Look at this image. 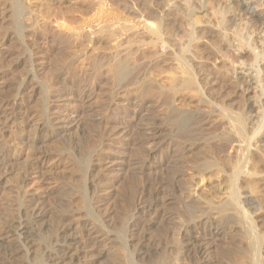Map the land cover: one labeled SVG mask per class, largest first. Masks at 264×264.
Wrapping results in <instances>:
<instances>
[{
	"label": "rangeland",
	"instance_id": "1",
	"mask_svg": "<svg viewBox=\"0 0 264 264\" xmlns=\"http://www.w3.org/2000/svg\"><path fill=\"white\" fill-rule=\"evenodd\" d=\"M14 1L16 0H0V102L7 105L3 106L4 109H8L10 105L12 107L8 110H3V107L0 109V111L2 110L0 112V150H2L0 152L8 156L7 159L0 162V170H2L0 172H3V179L0 178V233L9 226H16L17 221L20 219L27 218L28 216H25V212L28 206H32V202L33 205L39 204L38 206L45 211L47 210L46 212L48 213V216L43 219L45 224L48 225V230H42V233L38 231L39 234L41 233L39 247L36 249L34 258L27 255L25 256V264H44L47 255L46 251H49L50 248L54 249L61 241V237H65L66 232L68 234H75L78 238V243H75L76 248L79 244L86 241L85 239L91 231L94 232L91 233L92 236H95L97 233H110L113 236L103 242V245L106 246L101 258L96 259V255L92 251L80 255L81 260H78L76 264H160L158 263L159 257L157 256L161 254L165 256L163 257L166 260L161 264L165 262L166 264H245L249 259L248 255L245 253L244 255L242 252L237 253V247L240 248V244L244 242L241 241L243 240L241 238L242 233L239 232V230L241 229L240 231L246 233L247 231L245 232L244 230H247V222L242 220L240 215L237 217V213L239 214V212L236 210V213L234 211L235 209L233 208V210L231 208L232 205H229V201L225 200L227 196L224 195V191L229 190L227 187L228 180L226 183L224 179L225 177L228 178V174H231L229 171L231 169H228L226 166V162H228L227 159L230 158L229 161L231 162L229 164L230 166H234V163L236 164L241 161L239 158L243 156L241 153L244 151H239L241 156H238L240 154L238 148L237 150L235 149V145L237 144L236 141L239 140V136L236 137V135L233 134L234 136L230 138L231 134H228L229 137H227V129L225 127L229 125L226 124V121L224 122L225 119L222 120L219 118L220 114H218V116L216 115L218 112L217 109L213 112V106L217 100L219 103H216V105L222 104V107L226 104L227 106L231 105V107L228 106V109L227 106L222 108L223 110L221 111L223 113L220 111L222 115L232 116L235 113H239L242 108V103H244L241 101L242 96L234 98L238 89L236 85H234L236 83H232L234 81L233 77L231 78L229 74L227 76L225 70L224 72L226 74L223 72L222 74L221 71H223V69L215 70L210 64H205V68L207 67L209 69L206 68L208 73L210 72L212 74L214 72L212 76L218 75L217 77L219 79L216 78L218 82L220 81L219 84L216 85L218 87L215 86V89H212L213 92L207 94L212 102L207 100L210 103H214L212 106L208 102L210 107H213L211 112H208L209 114L203 109L206 104L207 106H209V104L202 95L201 101L199 98L194 97L192 101L194 104H189L190 107L189 105H184L181 101L179 103L178 101L180 98L177 100L179 96L175 98L174 95L169 96L167 94L168 97L166 95L165 97H161L163 100L158 97L159 99L157 98V101L155 99L156 96H152L153 92L155 90L157 91V89L151 86L154 84L151 80L149 84L151 87H154L155 90L151 88L152 95L143 100L142 97L140 98L141 95L137 97L131 95L129 91H127V88H122L123 90L120 89L121 91L112 88L109 79V84L106 83L107 78L103 72L99 71L96 73L93 70L85 69L93 60L97 58H99V60L101 58L104 59L107 55L105 50L104 52L101 50L104 49L102 45L95 44L91 42V39H87H93L94 35L96 36L98 34L97 32V34L95 33V29H97V24L99 22L95 23L97 21L93 20V17L95 15L97 19L100 16L98 10H100V7H102L106 0H19L17 2L19 4L21 3V7L27 8L26 10L22 8L24 11L20 13L24 20H22L23 18H21V16L16 15L15 18L19 16L17 21L18 19L20 21L12 22L16 20L13 18V9H15V7L11 9L10 12L12 13H10L9 10L16 3L12 4ZM113 1L115 0L111 1L114 11L119 8L117 12H122L121 9H125L127 6L122 12L125 14L126 11H130V13L133 11L135 12L136 6L139 7L140 4L142 6L143 2L144 5L142 9L144 7L145 10H147L146 6H149V3L154 0H134L133 3L135 4L129 3L132 0H129L128 3L126 0V2H124L125 6L122 4L125 0ZM116 6L118 8H115ZM142 9L137 12H144L143 14L146 15L147 11L145 13V10ZM96 12L99 13L97 14ZM26 16L29 17V19ZM130 16L138 17L139 14H132ZM7 17H10L11 20ZM25 17L27 18L26 20ZM12 18L15 20H12ZM30 18H33L32 21ZM34 21L35 23H33ZM15 23H17L18 26L15 25ZM87 23L91 25L89 26ZM7 24L11 25L9 26L10 28L6 26ZM12 24L17 27H13ZM21 24L23 26H21ZM92 25L94 29L91 27ZM59 26H64L67 30H69L68 27L70 29L71 27H79V30L86 28L85 30L87 31H82H84V35H87L85 36L87 37L85 40L87 39L88 42L91 43L85 44V42H87L86 40L84 42L86 47L82 49V46L73 47L72 40L71 38L69 39V37H71V32L69 31V33L65 29V33L62 29H59L61 28ZM80 27L82 29H80ZM20 28L21 30H19ZM181 28L183 29L184 26H181ZM13 29L15 32L12 31ZM88 30L94 34L93 37L89 34ZM13 32H17L16 34L21 32L22 35L19 34L18 36L13 34ZM63 39L64 41L61 43ZM66 41L69 42L67 43ZM67 44L71 46V48L68 47ZM134 51L137 52V49L135 48ZM152 53L145 54L146 56H151ZM139 59L137 62L138 64H148L146 60L142 62L143 59ZM82 60H86L89 64L84 61V64L80 63ZM78 64L80 65L78 66ZM211 67L212 69H210ZM81 71H83V73ZM89 71L93 73L91 74ZM218 71L221 75L218 74ZM101 73L102 75H100ZM88 74L89 76H87ZM94 77L96 79H94ZM146 77L149 81L148 76ZM222 77H226V81ZM227 80H231V82L229 81L228 83ZM225 82L226 84L224 85ZM219 86H221V88L222 86L226 87H223L224 90L222 91L221 88V90L218 89ZM219 91L221 93H219ZM216 92L217 94L219 93L218 96L214 94ZM169 94L172 95L171 93ZM209 95L216 97L213 99V97L211 98ZM255 96L254 92H249L247 98H249L251 102H254L253 99L255 100ZM169 97H171V99H169ZM218 97L224 99L220 101ZM174 98L176 100H174ZM195 99L199 101L200 104L197 103ZM202 100L205 102L204 106L202 105ZM165 101L168 105L163 103ZM240 101L242 102L240 103L241 107H238ZM160 102L163 105H161ZM234 102L237 105L234 104ZM181 103L184 105L182 106L183 109ZM220 105L219 107H221ZM155 106L157 108H155ZM185 106L187 110H184ZM196 107L198 109L199 107H203V111L198 110ZM226 109L228 112L225 111ZM173 110L177 111L175 114H178L179 117L181 116L180 121H183H181L183 127H180V124L179 126H174L175 128L178 127L181 132H179L180 130L178 128L175 129L173 127L176 132H174L173 129H169L166 120L163 119L165 115L166 117L171 116L174 112ZM230 110L234 113L230 114ZM170 111L171 113L169 114L168 112ZM178 111L180 112L178 113ZM200 111L202 114L204 113L203 116L198 114ZM165 112L167 114H165ZM181 112H183V114ZM27 113L30 114L28 115ZM205 113L207 114V118ZM210 113L212 115L215 113L217 116L215 117L220 120H217L213 116V118H211ZM35 114L38 118L35 116L34 119L33 116ZM186 114L194 115L193 117L195 120H193L196 122H194L192 118L185 119V117H187ZM156 118L158 120L160 118L161 122L160 120L158 122ZM197 118L200 119L198 120ZM148 119L150 120L148 121ZM213 119L214 122H212ZM187 123L188 125H186ZM196 123L198 124L195 127ZM222 123H225V127H223L224 124L222 125ZM155 124H159L162 128L158 129L155 139L153 138L149 141V131L156 126ZM44 126H47V128ZM66 127L69 128L63 130V128ZM193 127H195V129ZM221 128L226 133L222 131ZM49 129L58 131L60 133L59 136H53L52 130ZM188 130H191L190 133ZM180 133L184 135V139H182L183 136L180 135ZM51 135L53 137H51ZM44 136H46L45 139ZM192 138L196 139V141L198 140V142H194ZM189 141H191L190 144ZM184 142H188L186 144L189 145H185ZM191 143L195 147H193ZM180 144L182 146H180ZM185 146H187V148H189L188 146L193 148L190 150V153L185 151ZM175 148L178 149L175 150ZM194 148H196V150H194ZM188 155L191 157L193 156L192 158L194 160ZM180 157L182 159L184 157V160H181ZM195 157L197 159H195ZM174 159H178L176 163L180 161L181 163H178L181 164L182 167L178 163L176 164L175 161H173ZM83 160L85 162H83ZM129 160L131 161L129 162ZM208 161L215 165L217 169L218 167L219 170L223 169L224 172L220 170L221 174L220 172L217 174L216 170L213 172L211 170L209 171V169H207L208 167L204 165ZM80 162L83 163L81 164ZM134 162L138 163L137 165L139 166H143V168H141L142 170H140V176H126L128 174L127 172H129L126 166ZM174 163L177 166L179 165L183 170L177 169V171L181 170V174L183 175L176 179L177 182L174 181L177 175L174 169ZM171 166L174 167L170 168ZM232 166L229 168H232ZM192 168H194V170ZM111 170L114 172H118V170L122 172L124 170L126 173L123 172V175H125L117 178L112 176L114 173L112 174ZM173 170L175 173H172ZM205 171L208 173H205ZM192 172L194 176H199L200 173L204 176L200 174V178H195L196 176L192 178ZM223 174L225 175L224 179H222L224 183L221 182ZM226 174L228 176H226ZM209 175L210 177H208ZM171 176H173L174 179ZM206 176L207 179L205 180L204 178H206ZM123 177L129 178L126 180ZM154 180H161L162 182L164 180L166 183L164 182L165 185H163L162 189L164 188L163 190L168 193L173 192L174 197L170 202H164L163 199V202L154 206L150 211L146 208L149 212L138 219V214L136 212H141L143 209V205L139 204L140 199H142L146 193V185L155 182ZM199 180L203 181L200 182ZM201 190H203V192H201ZM110 194L113 195L111 196ZM210 194L214 200H212ZM214 195L216 196L214 197ZM209 196L211 197L210 200H212L210 202ZM224 196L225 198H223ZM263 197H258L257 199L254 197V200L252 199L255 203L253 207H248L247 210L249 213L255 211V207L261 204L260 201L263 200L261 205L264 204ZM226 203H228V205ZM225 204L229 206V209L226 208L227 206ZM251 208L254 210L251 211ZM161 215H170L171 218L170 220L166 218L163 219ZM205 215L208 217L206 220L207 223L204 225L199 223L198 226L195 227L196 230L194 234L197 230L196 235H199V233L205 234V232H211L213 230L212 226H217L219 233L212 231L213 233H210V236H205L206 239L203 241L186 240L188 238L187 230L192 229L191 226H188L192 223L194 224L199 217V219L206 217ZM261 215L259 220L263 224L264 216L262 213ZM237 219L240 220L241 223L239 222L238 224ZM242 223L245 224L240 225ZM139 225L146 227L143 234H141V236H143L141 241L142 245L139 243L137 244L136 240L138 236L136 232L130 231L133 228H138ZM209 227L210 230H208ZM245 227L246 229H244ZM261 230H263L261 233H264V227H262ZM140 249L145 250L146 254L141 255L138 252ZM200 250L202 251L197 253V251ZM156 253L159 254L157 255ZM245 257L248 259L245 260ZM155 261L157 262L155 263Z\"/></svg>",
	"mask_w": 264,
	"mask_h": 264
},
{
	"label": "bare ground",
	"instance_id": "2",
	"mask_svg": "<svg viewBox=\"0 0 264 264\" xmlns=\"http://www.w3.org/2000/svg\"><path fill=\"white\" fill-rule=\"evenodd\" d=\"M17 1H19V0H16L13 3L11 2L12 4H14L15 2L16 3L14 4L13 7L10 6L11 8L9 10V12H10L11 9H13L15 7V9H13V14H14V17L12 16L13 18H15L16 15L21 16L22 14L20 15V13L22 11H24L23 9H25V8L21 7V5H20L21 3L19 4ZM111 1L112 0H108V1L106 0L104 2V4L102 3L103 5H102V7H100V10H98L99 8L97 7L98 8L97 10L100 12V14H99L100 16L96 19L95 18L96 16L94 15L93 20L97 21L95 23L99 22L97 24V29H95V33L97 32L98 34L96 33L97 35L95 36L92 32H90L88 30L89 34L92 35V37L94 35L93 39L85 37L87 35H84L85 33H83L84 31H82V30H85L86 28L82 29L80 27V29H82V30H79L78 29L79 27L78 28L77 27L76 28L71 27V29L68 27L69 30H67V28H64V26H59V27H61L59 29L60 30L62 29L65 33H66V31L71 32V34H70L71 37H69V39L71 38L72 43H73V45H72L73 47L82 46L81 47V49H82L83 47H86V45H85L86 43H91V42L98 44V45H102V47L104 49H101V48L100 49L103 50V52L105 50L108 57L110 56L109 58L105 54L106 56H105V58L103 57L104 59L101 58L99 60V58H97L96 60H93L92 62H90V64L86 60H82L80 63L84 64L83 63V61H84V62H87L89 64L87 68L85 67V69L93 70L96 73H98L99 71L103 72V74H105L106 78H107L106 83L109 84L108 83V79H109V82H110L112 88L118 89V91L122 88H124V89L127 88L128 90L127 89L126 90L129 91V93L131 95H134L136 97L141 95L140 98L142 97V99L145 100L148 97H150V95H152L151 88H153V90H155L154 89V87H155L157 89V91L155 90L153 92L152 96H154V97L156 96V98H155L156 100L158 97L159 98L165 97V95L167 97H168V95L169 96L174 95L175 98L177 96H179L177 99V100H179V98H180V100L178 101L179 103L181 101L182 103H184V105H189L192 103L194 97L199 98L200 101H201V98L203 97V98H205L207 103L209 102L208 100H210V102H212L211 99L208 98L207 94H210V92H213L212 89L216 85H218L220 81L218 82V79H219L217 77L218 75L212 76V74L214 72L212 74L210 72L208 73L209 69L207 67L206 68L208 70L205 68L206 63L208 65L210 64L215 70H222L223 69V71H221V73L222 72L225 73L224 72V70H225L227 73V76L229 74V75H231V78L233 77V80L235 82L232 80L233 81L232 83H236L234 85H236L238 90H237V92L234 90L236 92L235 95L233 93L232 94L235 96L234 98L242 96L241 101L244 102V103H242L240 101L238 103V107L240 106V103H242V108L240 109V111L238 110L239 113H235L232 116L231 115L230 116L229 115H222L220 113V111L223 110L222 108L227 106V104L223 107L221 106L222 104L221 105L219 104L221 106V107H219V105H216V103H219L218 100L215 104L209 102L212 106L214 104L213 107L214 108L216 107L215 109L213 107H210L209 103H208L209 106H207V104H206V106H204L205 105V102H203L204 100H202V103H203L202 105L205 108L199 107V109H198L197 105H196L197 106L196 108L198 110H202V108H203L204 111L207 113L211 112L212 108H213V112H214V110L217 109L218 112L216 113V115L218 116V114H220L219 118L222 120L225 119L224 122L226 121L227 122L226 124L229 125V126H227L228 127L227 128V127H225V123H222V125L224 124L223 127H225L227 129V134H226L227 137H229L228 134L229 135L231 134L230 138H232V136H234L233 134H235L236 137L239 136V138H238L239 140H237V138L235 137L237 140L236 141L237 144L235 145L236 147L234 146L235 149L237 150V148H238V152L239 151L246 152V153H244V152L241 153L244 156V157L242 156L243 158L238 157L239 159H241V161L237 160L239 162L236 161L237 162L236 164L232 163L234 165V166L231 165L232 168H229V167H231L229 164L231 162V161H229L230 158L227 159L228 162H226V166L228 169H231V170H229L231 172V174H228L229 176L226 174V176H228V178L225 177V179H224V176H225L224 175L225 173H224L221 180L224 179V182H226V183L228 180V183H227L228 186L227 187L229 190L224 191L225 192L224 195L227 196L225 200L229 201V203H230L229 205H232L231 208L232 209L234 208L235 210L234 209L233 210L235 212H236V210H237V212H239V214L236 212L237 217L240 215L242 220L247 222L246 223L247 224L246 225L247 230H244L245 232L247 231L246 233H243V231H240L241 229L239 230L238 228H236L239 230V232L242 233L241 238L243 240H241V241L242 242L244 241L243 244H240V246H241V247L239 246L240 248L237 247V249H238V250L236 249L237 253L242 252L243 254L245 253L248 255V258H249V259L247 258L248 260L246 259L247 256L245 257V260H247V262L243 261V262H245V264H264V233H261V231H263V230H261V228L264 227V226H262V225H264V223L262 224L259 220L261 213L264 216V204L261 205L263 200L260 201L261 204L259 206L256 205L257 207H255L256 209L252 213H249V211L247 210L249 206L253 207V205L255 203V201H253L254 197H256V199H257L258 197L260 198V197L264 196V155H263L264 154V0H154V1L149 3V6L147 4H145L148 6V7L146 6L147 10H145L144 7L142 9L144 2L140 1V2H143V5L141 6V4H140V6H139L140 8L138 6H136L137 8L135 9L136 10L135 12L131 11L132 13H130V11H126L125 14H127V15L122 13L123 10H125L127 8V6L125 7V9H121L122 12H117V10L119 8L116 6L115 8H118V9L115 10L116 11L115 12L112 9L113 5H112ZM115 1H113V2H115ZM128 1L129 0H127V3H128ZM101 2H100V4H101ZM124 2H126V0L122 2L123 5H124ZM133 2H134V0L130 1L129 3L132 4ZM116 4H117V2H116ZM133 4H135V3H133ZM126 5H128V4H126ZM138 5H139V3H138ZM97 6H98V4H97ZM99 6H101V5H99ZM120 7L122 8L121 3H120ZM134 7H135V5H134ZM130 8H132V7H130ZM141 9L145 10V13L147 11L146 15L143 14L144 12L143 13L137 12L138 10H141ZM121 10H119V11H121ZM10 13H12V12H10ZM128 14H130V15H132V14L138 15L139 14V16L133 17V16H130ZM23 15H24V12H23ZM19 16L17 18H19ZM26 17H25V20L27 18L29 19V17H27V18ZM32 17H34V16H32ZM13 18H12V20H15V19L16 20L12 21V22L20 21L19 19L17 21V18H15V19H13ZM21 18H23V17L21 16ZM8 19L11 20L10 17ZM30 19L32 21L33 18H30ZM22 20H24V18ZM28 21H30V20H28ZM92 21H90V22H92ZM90 22H88V23H90ZM33 23H35V21ZM88 23H87V25L90 26L91 24H88ZM15 25H17V23H15ZM15 25H13V27ZM6 26H8V28H10L9 26H11V25L7 24ZM17 26H15V27H17ZM21 26H23V25L21 24ZM181 26L182 27L184 26V28L182 29ZM65 27H66V25H65ZM91 27H93V29H94L93 25ZM5 28H7V27H5ZM95 28H96V25H95ZM65 29H66V31H65ZM19 30H21V28ZM12 31H14V29ZM85 31H87V30H85ZM14 32H13V34L17 33V32L16 33H14ZM19 34H21V32H18V34H16V35L19 36ZM24 36H26V35H24ZM85 38H87L89 40L91 39V42H88L87 39H86L87 42H85L86 41ZM62 41H64V39L61 40V43H62ZM84 42H85V44H84ZM70 43H71V41H70ZM67 46H68V44H67ZM68 47L71 48V46H68ZM135 48L137 49V52L134 51ZM152 51H153V53H152ZM145 53H152V54H151V56L150 55L146 56ZM139 58L143 59L142 62H144L146 60L148 62V64L147 63H146L147 65L145 63L144 64H142V63L138 64L137 62L140 60ZM87 63H85V64H87ZM79 65L80 64H78V66ZM56 66H57V64H56ZM78 66H77V68H78ZM212 67L210 69H212ZM59 68H60V66H59ZM80 68H81V66H80ZM81 70H83V69H81ZM83 71H81V72L83 73ZM89 72L91 73V71H89ZM218 74L221 75L219 73V71H218ZM100 75H102V73ZM87 76H89V74ZM90 76H93V75H90ZM146 76H148L149 81L147 80ZM101 77H104V76H101ZM222 78H224V77H222ZM94 79H96V78L94 77ZM227 79H228V77H227ZM150 80H151V82L154 83L151 86H154V87L150 86V84H149ZM225 81H226V79H225ZM229 81L231 82V80H229ZM229 81H228V83H229ZM225 84H226V82L224 83V85ZM216 87H218V86H216ZM223 87L224 86H222V88H221V86H219L218 89L221 88L223 91L224 90ZM112 90H114V89H112ZM214 92H215V90H214ZM249 92H252V93L254 92V94L256 95L255 100L253 99L254 102H251L249 100V98H247V95L249 94ZM116 93H117V91H116ZM169 93H171L172 95H170ZM179 93H181V94H179ZM219 93H221V92L219 91ZM219 93L217 94V92H216L214 94L215 95L217 94V96H218ZM201 95H202V97H201ZM213 95L212 96L209 95V96L212 98ZM222 96H223V94H222ZM116 97H117V95H116ZM121 97H123V96H121ZM215 97H213V99ZM175 98H174V100H176ZM218 98L220 101L224 99L223 97H222L223 99H221L220 97H218ZM2 99H4V98H2ZM115 99H118V98H115ZM135 99L138 100L137 98H135ZM169 99H171V97H169ZM164 100H165V98H164ZM174 100H172V101H174ZM232 100H233V98H232ZM166 101L163 103L167 104ZM169 101H171V100H169ZM196 102L200 104L199 101L196 100ZM175 103H176V101H175ZM179 103H178V105H179ZM182 103H181V107L184 106V105H182ZM193 104L194 103H192V105ZM234 104H236V103L234 102ZM234 104H232V105H234ZM4 105H5L4 103L0 102V109ZM161 105H163V104L161 103ZM5 106H7V105H5ZM228 106H227V109H228ZM10 107H11V105H10ZM189 107H190V105H189ZM229 107H231V105ZM5 108H7V107H5ZM155 108H157V107L155 106ZM184 108H185L184 110H187L186 106ZM8 109H4V107H3V110H8ZM182 109H183V107H182ZM227 109L225 111L228 112ZM171 111L168 113L170 114ZM173 111H174L173 112L174 114L172 113L171 116L166 117V115H165V114H167L166 112L164 114L165 116H163V119L166 120V122L169 126V129H173L174 126H179V124L181 127L182 126L181 123L183 122L182 120H181L182 122L180 121L181 116L179 117L178 114L177 115L175 114L177 111H175V110H173ZM232 111H233V109H232ZM232 111L230 112V114L232 113ZM179 112L180 111H178V113ZM197 112H199V111H197ZM4 113H2V114H4ZM181 113L183 114V112H181ZM186 113H188V112H186ZM27 114L29 115L30 113H27ZM198 114H200V116H203L204 113L202 114L200 111V113H198ZM206 115L207 114L205 113V116ZM216 115H215V113H213V115L211 114V118H213V117L216 118L217 117ZM35 116H36V114L33 116L34 119H35ZM193 116L187 115V117H185V119H187V118L191 119L192 118V120H193L194 119ZM196 116H198V115H196ZM155 117H153V118H155ZM37 118H36V120H37ZM206 118H207V116H206ZM219 118L218 119L216 118V119L220 120ZM150 119H148V121ZM216 119H215V121H216ZM29 120H31V119H29ZM159 120H160V118H159ZM159 120H158V122H159ZM39 121H40V119H39ZM39 121H37V122L40 123ZM151 121H152V119H151ZM160 122H161V120H160ZM189 122H190V120H189ZM194 122H196V121H194ZM212 122H214V119ZM41 123H42V121H41ZM191 123L194 124L193 122H191ZM198 123L195 124V127L197 126ZM159 124L158 125L155 124L156 126L152 130L150 129L151 131H149V133H150L149 134L150 140L148 139L149 141H151L153 138L155 139V136H156V133L158 132V129L162 128V126H160ZM40 125H42V124H40ZM186 125H188V123ZM152 126H154V125H152ZM164 126L166 127V125H164ZM44 127L47 128V126H44ZM170 127H172V128H170ZM184 127H186V126H184ZM195 127H193V128L195 129ZM68 128L67 127L63 128V130H67ZM166 128H168V127H166ZM177 128L178 127H176L175 129H177ZM188 129H190V128H188ZM49 130H52V129H49ZM221 130H222V128H221ZM173 131H174V129H173ZM184 131H185V129H184ZM190 131L191 130H188L189 133H190ZM222 131H224V130H222ZM174 132H176V130ZM179 132H181V130ZM52 133H53V136H55V137L59 136V134H60L58 131H56L54 129L52 130ZM46 134H47V131H46ZM180 135H182V134L180 133ZM53 136L51 135V137H53ZM178 136H179V134H178ZM182 136H183V138L182 137L181 138L184 139V135H182ZM45 137L46 136H44V139H45ZM171 137H173V136H171ZM58 139H59V137H58ZM192 139H194V138H192ZM227 139L230 140L229 138H227ZM195 141H196V139H194V142ZM44 142H45V140H44ZM190 142L191 141H189V144H190ZM194 142H192V143H194ZM196 142H198V140ZM186 143H188V142H186ZM186 143H185V145H189ZM192 143H191V145H192ZM201 144L203 145L202 142H201ZM197 145H198V143H197ZM180 146H182V145L180 144ZM199 146H201V145H199ZM188 147L189 148H187V146H185V148L184 147L183 148L185 149V151L190 153V150L193 148H191L190 146H188ZM193 147H195V146H193ZM176 149H178V148H175V150ZM199 149L202 150L201 148H199ZM194 150H196V148H194ZM200 150H198V151H200ZM178 151H180V150H178ZM181 152H182V150H181ZM175 153H173V154H175ZM178 154H179V152H178ZM178 154H176V155H178ZM239 154H240V152H239ZM241 154L240 155L237 154V155L241 156ZM176 155H174V156H176ZM190 155H188V156H190ZM192 155H193V153H192ZM196 155H198V154H196ZM185 156H186V154H185ZM184 157H183V159L180 157L181 160H184ZM7 158H8V156H6L2 152H0V162L4 159H7ZM12 158H14V157H12ZM187 159H189V158H187ZM195 159H197V158L195 157ZM177 160L178 159H174L173 161H175V163H176ZM192 160H194V159L192 158ZM130 161L131 160H129V162ZM83 162H85V161L83 160ZM178 162L181 163L180 161H178ZM209 162L210 161H208L204 164V165H206V167H208L207 169H209V171L211 170L213 172L216 170L217 174H219V172L221 174V171L224 172L223 169H220L221 170L220 171L219 167L217 169V167H215V165H213L211 162L210 163ZM224 162H225V160H224ZM119 164H121V163H119ZM137 164L138 163L134 162L131 165L128 164L129 166H126V168L129 169L128 170L129 172H127L128 174L126 176H134V177L136 175L140 176V174H141L140 170H142L141 168H143V166H139ZM176 164H175V167L174 166L170 167V168L174 167V169L176 170L177 175L174 174V175H176V178L174 180L175 182H177L176 179L178 177L183 176L181 174V170H182L181 164H179L181 167L179 165L177 166ZM2 166H3V164H2ZM223 166H225V165H223ZM177 169H181V170L177 171ZM192 169L194 170V168H192ZM212 169H214V170H212ZM0 171H2V170H0ZM112 171L113 170H111V173L112 174L114 173L112 176L117 177V178L122 177L123 172H125L124 170L122 172L120 170H118V172H114V171L112 172ZM171 171H172V169H171ZM171 171H170V173H171ZM184 171H186V170H184ZM206 171H205V173H208ZM172 173H175L174 170ZM196 173H197V170H196ZM226 173H227V171H226ZM2 174H3V172H0V178L3 179ZM192 174H193V172H192ZM200 174H199V176H200ZM5 175H7V174H5ZM195 176L193 174L192 178H194V177L200 178L201 176H204V175L201 174L200 177L197 175H195ZM171 177L174 179L173 176H171ZM208 177H210V175ZM123 178H125L127 180V178H129V177H123ZM131 179H133V178H131ZM204 179L206 180L207 176ZM116 180H118V179H116ZM132 181H134V180H132ZM168 181H167V183H168ZM201 181H203V180H201ZM164 182H165L164 180H163V182L160 180V181H155V182L150 183V184L148 183L146 185V188H145L146 193L144 194V196L142 195L143 200L140 199V202H139V204L143 205V209L141 210V212H136L138 214L137 215L138 217L136 216L138 219L140 217L142 218L144 216V214H147L150 210H152L154 206H157L160 202H163V199H164V202L172 201V198L174 197V193L173 192L168 193V192H165V190H163L164 188L162 189L163 185H165V183H166V182L165 183ZM221 182H223V180ZM128 183H129V180H128ZM170 183H171V181H170ZM177 190H178V188H177ZM175 191H176V189H175ZM201 192H203V190H201ZM215 193H216V191H215ZM195 195H196V193H195ZM210 196H211V194H210ZM210 196H209V202L214 200V198L212 196H211L212 200H210V198H211ZM215 196L216 195H214V197ZM225 196L223 198H225ZM115 197H114V200H115ZM206 199H207V197H206ZM28 202L30 203L29 200H28ZM226 204L228 205V203H226ZM38 205L39 204L33 205V202H32V206H28L27 210L25 212L26 213L25 216H28L27 218L21 217L22 219L17 221V223L15 222L16 226L15 225L9 226L5 230H2V232L0 233V264H25L24 258L26 255L34 258V255L36 253V249L39 247V239H40V235L42 233V230H48V225H46L44 220H43L48 216V213L46 212L47 210L45 211L43 208H40V206H38ZM245 207H247V208H245ZM226 208L229 209V206H227ZM249 210H250V208H249ZM252 210H254V209L251 208V211ZM229 212H231V211H229ZM161 217H163V219L166 218L169 220L171 218L170 215H166V216L161 215ZM235 217H236V215H235ZM199 218H198V220H196L194 222V224L192 223L188 226V227L191 226V228L193 230L192 229L187 230L188 238L186 240L203 241L206 239L205 236H210V233H213L212 231H215V233H219V229L217 228V226H212L213 230L211 232L209 231V232H205V234L199 233V235H196V232L198 231L197 230L194 234V231L196 230L195 227H197L199 223H201L203 225L207 223V221H206L208 218L207 216L202 217L201 219H199ZM239 222H240V220H238L237 223L239 224ZM243 224H245V223H242L240 225H243ZM66 228H67V226H66ZM145 228L146 227H144V226L142 227V225L141 226L139 225L138 228H133L132 230H130V231L136 232V234L138 236L137 240H136L137 244L138 243L141 244V241L143 239L142 238L143 236H141V234H143ZM244 229H246V227ZM91 230H92V228H91ZM208 230H210V227L208 228ZM38 231L39 232L41 231V233L39 234ZM92 232L93 231L88 233V236L85 239L86 241L82 242V244H79L80 246L78 245V247H76V248H75V243H78L77 242L78 238L76 237L75 234H71V233L68 234L66 232L65 237L62 236L61 241L59 239V241L61 243L59 242V244L56 247H54V249L50 248L49 251L47 250L48 252L46 251L47 255H46V261L44 264H76L78 260L79 261L81 260L80 255L86 254V253H89L92 251L95 253L96 259L101 258L102 254L105 251V246H106V245L105 246L103 245V242L110 239V237L113 235L106 232L107 234L97 233V234H95V236H92V234H91ZM61 233H62V230H61ZM66 234H68V235H66ZM139 236H141V237H139ZM103 237L105 238V240ZM187 244L191 245L189 243H187ZM147 249H148V247H147ZM236 250H235V252H236ZM201 251L202 250L197 251V253H200ZM138 252L141 255L146 254V251L143 249H140ZM163 254H164V252H163ZM163 256L164 255H162V254L157 256V257H159L158 263L161 264L164 261H166L164 258L165 256L164 257ZM156 262L157 261H155V263ZM164 264H166V262Z\"/></svg>",
	"mask_w": 264,
	"mask_h": 264
}]
</instances>
